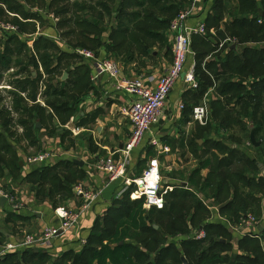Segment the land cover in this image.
<instances>
[{
  "label": "trees",
  "instance_id": "1",
  "mask_svg": "<svg viewBox=\"0 0 264 264\" xmlns=\"http://www.w3.org/2000/svg\"><path fill=\"white\" fill-rule=\"evenodd\" d=\"M60 1L56 0L54 4L57 5L56 3ZM91 1L94 2L95 0ZM162 1L165 0H123V3L120 5V11L124 12V22L118 24L109 43L104 45L108 58L109 56H115L118 61L120 59L124 63H129L130 61H134L136 50L145 48L142 38L163 42V37H159V34L151 30L156 28L153 16L142 17L144 8L146 12L149 8L152 9L151 5H155L154 9H157ZM184 1L175 0L173 9H175L176 14L172 16V19L179 14L177 10L182 8ZM224 1H215L212 8V20L210 21L209 19L206 22L207 27H210L207 34L193 38V50L197 66L196 75L199 87L193 93L192 100L194 110V107L199 105L198 102L204 99L207 92L211 88H215L214 96L209 99L212 114L211 119L215 123V131L225 134L231 130L234 132L233 136H229L233 145L224 143L220 145V143L212 147V144L211 149L216 152L211 153L206 150L205 153L207 155L210 154V157L190 174L187 183L190 188L192 186L196 192L202 193L206 198H208V195L214 198V204L219 207L221 215L229 222L239 223L249 212H252L257 217L259 216L258 218L261 221V205L264 200V172L260 168L259 163L264 165V47L251 48L247 47V45L252 42H264V19H262L261 24L259 23L261 19L259 12L261 10L264 11V0H262L260 7L257 5V0H237V10L233 14L230 13L231 8L228 5H224ZM0 2L9 6L14 5L13 8L10 7L11 10L19 11L21 7L14 0H0ZM108 2L112 3L111 5H115V0H102L98 3L107 15L111 14L110 6L105 4ZM67 7H74L76 10L80 9V11L87 9V5H80L76 2L72 6L68 4L56 10V15L67 12ZM91 12L92 16L96 17V7L92 6ZM224 12L228 13L231 19L229 25H226L227 32L225 33L229 38L236 39L237 43L242 45V50H230L225 58L220 61L213 60L205 63V59L209 53L205 52L204 49L213 48L214 46L217 47L216 49H219V44L215 45L211 41L212 35L210 30L213 29V26L220 25L224 18H226ZM252 14L255 17L249 19ZM1 16L2 12H0ZM101 17L103 18L102 15ZM172 19H168L167 23H160L159 28L165 29L169 27ZM73 21L76 27H72L73 32L67 34L69 36L74 35L75 37L73 41L69 42L70 45L74 49H88L98 54L97 51L103 47V29L99 25L89 23L88 19L84 17H77ZM20 29L23 31L22 26H20ZM220 34L219 31L218 35ZM43 42V40L38 42L36 48L45 71L49 75L45 93L46 104L56 113L70 112L72 108L62 110V107H59L61 103L69 104V101H72L74 105L78 103L76 97L70 93L72 89L70 92L68 91L70 82H59V80L56 82L55 78L60 76L59 69L60 67H64V63L69 65L73 60H79V57L74 54L67 56L59 55V50L51 48L49 46L50 43H47V41H45L46 46L43 48L47 49L48 53H40V47H42ZM196 47L201 50L199 49L196 52ZM50 51H52V54H50ZM214 51H216L215 48L210 53ZM30 52L25 44L19 43L16 40L10 39L4 44L0 40V78H2L1 71L9 69L11 66H17L20 69L11 78L28 74L26 80L12 82L16 89V91L10 93L14 97L13 108L21 115V118L26 115L32 119L39 118L42 121L44 119L42 112L45 108L29 109L25 105L26 101L19 94L20 92L30 90L28 88H31V91H36L38 87L37 83L41 79L40 76L33 77L27 71L29 63H32L34 60L36 64L35 57ZM55 63L56 65L53 66ZM79 70H81L85 77L87 76L88 71L86 67H81ZM30 97L33 101H36L35 93L31 94ZM2 103L3 98L0 97V108H2L0 110V126L8 132V128L12 126L13 122L10 118L11 115H7L8 112H5L2 107ZM19 122L24 126L26 132L29 129L31 133H39L41 130L37 128V123L29 127L28 121L22 119ZM236 127H240L239 134H244V136H235L237 132L234 129ZM251 132L254 134L257 142L261 143L260 146H253ZM248 143L251 151H253L251 157L240 152V149ZM195 146L199 147L198 144H195ZM218 152L223 157L220 156V159L215 163L213 160L216 159ZM16 154L17 152L14 147L7 143L4 131L0 130V166H3V169H0L1 176L5 168L15 171L22 170L19 164L20 161H15L17 158ZM239 163H241L240 167ZM55 168L54 170H36L28 176L44 177L48 183L51 180L50 177L60 171H64L67 174L71 171H74L75 174H81L79 166L72 162H61ZM205 169H210L207 178L202 176V170ZM45 170L47 171L43 175ZM69 178L70 175H67L66 179ZM185 180L182 176V181ZM54 183L62 184V187L60 189L49 187L48 192L44 196L54 201V204L58 203L57 198L65 203L71 198L69 194L72 188L67 187L59 177L54 178ZM55 195H58V197L55 198ZM172 200L193 201L200 214L206 213L208 216L200 223L198 228L199 230L204 228L206 239L202 241L184 239L180 242V250L186 256L189 264H264V247L260 241L261 239L264 241V232L259 234V239L251 236L243 237L238 242L239 253L232 262L230 252L234 248L232 245L233 240L232 238L229 239V237H233V235L229 229L217 223H210L208 220L212 219L211 211L204 206L195 192L181 188L176 189L167 196L166 205L163 210L152 209L151 211H146L143 208V202L132 201L129 194H126L121 200L116 201L115 205L118 207L117 209H113V211L118 210V212L122 211V213L117 214L109 211V214L116 217V219H113L112 229L108 233L106 231L102 233L96 229L100 221V218L97 219L93 232L88 239L89 241L94 239L96 247L88 251L85 260L81 264H137L138 258L148 261L150 259L149 252L160 251L165 254L173 252L172 248L165 246L168 237L161 233V226L157 223L159 229L156 230L148 222V218L154 215L163 217L167 214V217L172 221L184 218L185 214L183 210L179 211L181 216L176 215L171 217L177 207V204L171 205L170 202ZM114 214L117 215L114 216ZM9 216L11 220L18 219L12 213H9ZM107 222L112 223V220H108ZM158 222L161 223L160 220ZM190 230V227H188L186 231H183L184 235L189 234ZM226 235L228 238L224 237ZM133 242L135 244H142L143 250L137 251V247ZM253 244L257 246L249 248ZM181 252L174 253L173 257H176L173 260L174 263L181 264ZM254 252L256 254L259 253V255H255ZM161 253L157 255V261L163 260L164 256ZM22 254L23 259L20 258V254H9L0 261V264H22L29 259L34 261L33 264H43L44 260L50 258L47 254L34 250H27ZM67 256L68 254L66 253L63 260ZM26 257L28 259H25Z\"/></svg>",
  "mask_w": 264,
  "mask_h": 264
},
{
  "label": "crops",
  "instance_id": "2",
  "mask_svg": "<svg viewBox=\"0 0 264 264\" xmlns=\"http://www.w3.org/2000/svg\"><path fill=\"white\" fill-rule=\"evenodd\" d=\"M14 1L21 6L19 8V11L11 10L9 5L0 2V12H2V16L0 17V19L4 16L9 19H14L15 21V22H7L5 20H0V25H11L17 28L16 32H8L0 28V40L2 44H4L6 41L10 39H13L18 41L19 43L27 45V48L31 51L30 52L31 55L34 56L36 60V64L35 61L33 60L32 62L33 64L28 67L27 71H29V73H31L33 77L36 76L41 77L40 81L37 83L38 86L37 90L39 89L38 94L43 88L44 89L47 88L49 75L47 74V71H45L44 65L41 63L40 57L38 56L36 44L38 42H41V40L44 41L42 47H40V53H48V50L43 48L44 46H46L45 41H47V43H50L49 46L51 48L59 50L58 51L59 55L61 54L62 56L73 55V54L77 55L79 57V60H73L69 65L64 63V67H60L59 69L60 76L58 75L59 78L58 77L57 78L59 82L60 81L70 82L69 88L66 86L68 88V91L72 89L73 92L75 88L80 89L83 87L79 97L80 101L77 103L83 109V111L81 112V116L83 117L81 118V121H83L84 123L86 122L90 123L91 125L95 124L97 135H93L92 138L94 142H96L98 145V147L94 149L93 153L89 151H87L86 153L88 155L91 154L94 155L93 161L95 162V164L97 163V161L103 158H109L112 155H115V158H119L120 157L119 152L125 146L130 135L132 134V126L130 121L126 119L121 113L122 110L126 108L130 103L129 96L122 89H120L116 85V83L107 75H102L96 78L95 75L96 72L92 64L89 61H87L84 57L79 56L77 53H75L74 48L70 45L69 42L75 39L74 35L69 36L67 34L73 32L72 27L73 28L76 27V24L74 23L73 20H75L77 17H84L88 19L89 23L93 25H99V27L103 29V36H102L103 47L99 51H97L98 54H96V52L94 51L88 49L86 50L92 52L96 57L108 58L107 50L105 49L104 45L106 43H109L118 24L124 22V18H123L124 12L120 11V5L123 3V0H115V5H111L112 3L109 2L105 3L108 4V6H110L111 8V14L109 15L105 14L101 6L98 5V3L101 2L102 0H95L94 2L91 0H64V1L61 0L60 2L56 3L57 5L54 4L56 0H43L44 4H39V1H33V0L31 1L14 0ZM71 1L74 3L78 2L80 5L85 4L87 5V9L80 11V9L76 10L74 7H70V8L67 7L68 9L67 12L56 15V10L63 8L65 7V5L68 4L72 6L74 3L71 4ZM189 1H190V5L186 6V9H188L193 3V0H189ZM257 1H258L257 5H259L260 7L262 0H257ZM212 3L213 0H209V2L204 6L205 10H203L204 7L200 8L196 13V18L191 19L189 21V25L197 26L198 24L204 23L207 28L206 22L207 20L212 18L211 16L213 14ZM174 5H175V0H165L159 4V7L157 9H154L155 5H151L152 9L149 8V10L146 12L144 8L142 11V17L153 16L152 18L153 21L155 22L154 25H156V28H153L151 30L154 33L159 34V37L162 36L163 41L168 40L171 42L172 38L170 34V26L165 29H160L159 25L160 23H167L168 19H170L172 16L176 14L175 9H173ZM12 6L14 7V5ZM92 6L96 7V15L94 13L96 17L92 16V12H91ZM177 11L178 13H181L183 10L179 9ZM261 12L264 11L261 10L259 12L260 17H261ZM101 15L103 16V18L101 17ZM249 19H253V18L249 17ZM262 19L264 18L261 17L260 20L262 21ZM20 26L23 27V31L20 29ZM27 27L33 28V33H27ZM211 31L215 32V30L213 29L210 30V33ZM220 33H221L220 35H218L217 33H215V35L211 33V35L220 36V42H221L222 40H224L222 38V34L225 35L226 37L228 36L226 35L225 31H220ZM195 37L196 36H194L193 38ZM211 41L215 45L217 44L213 41V39H211ZM220 42L218 44H220ZM237 44L238 43L232 46L224 47V49L225 48L226 49L224 51L225 55L223 58H225V56L228 54L230 50L237 49L241 51L242 47L238 46ZM247 47L261 48L260 46H258V43L255 42L248 44ZM50 54H52V51H50ZM136 60L137 58L135 57L134 61H130L129 63H124L122 61L117 62L122 70V79L143 78L145 80V83H147V85L155 87L158 81L160 80V78L165 73V71L173 63L172 48L166 47V49L163 52V55H159V53L156 52L154 53L153 57H150V59H143L142 62H140V64ZM150 63L152 65H150ZM193 63H196L195 58L191 59V61L188 64V67H190ZM55 65L56 63L53 66ZM81 67H86L88 71L86 77L82 74L81 70H79V68ZM17 68L18 69L15 70L14 67L11 66L9 67V69L1 71L2 78L0 79L2 80H0V86H1L0 91L3 92V90H7L3 88V86L11 87V90L4 91L5 93H3V96L2 97L0 96L1 98L5 97V95H9L12 97L10 93L16 91L12 82L16 80L23 81L27 79V75H28L27 73L11 78L12 75H14L16 72L20 70L19 67ZM7 73L10 75L12 74L10 76V79H13V81L7 83L6 85L5 82L4 83L1 82L4 80V77H6ZM65 74H67V78L63 79ZM42 82H44V84H41ZM40 84L41 86H39ZM86 85H88L87 86L88 88H85ZM28 89L30 90H27L25 92H20L19 93L20 96L27 103L30 104L32 102L37 103L38 94L36 95V101H33L30 97L31 88ZM195 90L196 89H193L189 84L186 83L184 78H182L179 84L173 89L167 101L163 119L160 123V126L157 129V134L160 137L162 145L169 147L170 153L158 155L155 149L150 147L146 143L147 141L145 140L143 145H141L138 149H136L131 156L130 166L128 171L129 178L136 179L137 177H140L143 170L147 167L148 162L151 159L158 158L161 163L162 180H163L162 182L165 187L167 186L175 187V189L172 191L174 192L176 189L180 187V185H188L187 181L189 180L190 175L187 177L185 172L188 169H185V167H186V162L192 161V157L194 156L193 155L194 152L191 151L190 149L191 145H189L188 139L190 133H192L193 131V123H195L193 121V100H192L193 93H195ZM214 92H215V88L213 87L207 92L202 103H200L198 106L202 105L204 101H206V103L210 107L209 99H211L214 96ZM12 98L14 101V97ZM43 98H44L45 106L41 104L40 106L45 108V110H48L46 111L47 114H54V111L51 108H49L46 104L45 93H43ZM4 100L5 99L3 98L2 106L4 105ZM16 114H17L16 119H14L13 117L11 118H13L12 122L17 126V129L15 127L16 132L21 134L24 133L25 129L24 126H22L19 122L21 120V115L19 113ZM18 126L23 128V132L18 131ZM88 126L89 125L83 126L81 129L78 128L77 131H74L75 129L72 123H69V125H67L66 128L75 135H80L82 132L85 133L89 132L87 129ZM37 127L41 128L40 130L41 133L44 131V128H42L41 124H38ZM240 135L244 136V134H240ZM49 138H46L45 142H41V140L39 139V142H41L42 146H46V144H50V146L45 149V152H50V150L52 149L51 148L52 141ZM98 140L100 142H98ZM25 141L28 142L30 140L27 139ZM197 144L199 145V147L197 146L196 149L200 151L201 155H203V153H205L206 150H208L211 153L216 152L215 150L211 149V147L206 148L205 141L203 139H198ZM14 149L17 152V154L21 153L18 145L15 146ZM240 152L243 154H247V156L251 157L253 151H251L250 145L245 144V146L240 149ZM208 157H210V154L208 155ZM75 161L83 163V166L76 164L79 166L80 168L79 170L81 174H83V179L81 180V182H79V184L92 190H101L106 187L107 185L106 176L102 172H99L96 168L93 170L90 167V163H87V161L84 160L69 158L65 160L61 159L59 161H56L55 157L53 156V158L50 159L48 163H44V164L29 165L27 163V160H26V164L24 160L19 164L20 167L22 168L21 172L24 170L25 167H28L31 170L28 171L27 173L30 174L36 170L51 168L54 165L57 166L61 162L74 163ZM240 164L241 163H239L238 165L240 166ZM259 166L264 172V165L262 163H259ZM166 170H168L169 172L168 176H170L174 172L176 174L178 173V175L181 178L183 176L186 180L166 182L163 179V175ZM195 170L196 169H194L193 172ZM209 173H210V169L202 170V176L204 178H207ZM120 186L121 183H116L106 188L103 197L93 207H91L86 213L82 215L78 227L72 228L69 231V233L57 239L52 251L50 253H45V254H47L51 258L59 254L63 255L69 250H75L85 245L88 239L90 238L91 233L93 232L97 219L99 218L101 219L104 216H107L109 211H111L113 206L116 204V201H118L116 199V193ZM191 189L193 192H195V194L204 204V206L209 211H211L212 219L210 220V223L213 222L224 226L225 228L229 229V231L233 235L234 239L232 241V245L234 249L232 251L233 255L230 254V257L235 258L239 253V249H238V243L236 245L234 243L239 242L243 238V235H241V232H237V230H233V227H235V223L229 222L226 218H224V216L221 215L219 207L214 204L215 203L214 198L210 197V195H208V198H206L202 193L196 192L192 186ZM72 191H73V196H72L73 198H71L66 203L68 204V206L65 207L69 209H77L81 205L82 201L81 199H78L75 196L74 189H72ZM2 198L3 197H1L0 195V199ZM11 208L12 206L8 201H6L4 205L0 204V221L3 227L0 229V245L19 242L22 240V238L25 235L39 234L47 226L57 227L59 225V220L55 216L56 209L52 210V212L49 213L48 211L28 212L26 211L25 208L24 211L17 213L16 211H11ZM212 208H215L217 211H212ZM261 211H262L261 221H259V224L255 228V232H254L255 234H258V236L259 234H261V232H264V200L261 205ZM9 213H12L15 217H18V219L11 220ZM16 223H19L18 233L17 232L15 233V230H13V232L12 230L10 231L5 230L8 227H14V224ZM30 227L31 229H29ZM155 227H157V229ZM154 228L158 230L159 226L154 225ZM235 238L237 239V241ZM190 239H193V236L190 237ZM133 244L135 245V242H133ZM23 252H17L11 254L22 255Z\"/></svg>",
  "mask_w": 264,
  "mask_h": 264
},
{
  "label": "rangeland",
  "instance_id": "3",
  "mask_svg": "<svg viewBox=\"0 0 264 264\" xmlns=\"http://www.w3.org/2000/svg\"><path fill=\"white\" fill-rule=\"evenodd\" d=\"M215 1L216 0H213L212 8H213ZM208 2H209V0H206L203 7ZM73 3L74 2L71 1V4H73ZM39 4H44V1L43 0L39 1ZM189 5H190V1L185 0L181 10H183V11L186 10V6H189ZM224 5H228L231 8L230 13L233 14L237 10L236 8H237L238 4H237V0H225ZM9 7H13V6L11 5ZM203 10H205V7ZM224 14H225L226 18H224V20L220 23V25L213 26V30H215V33H217V34L219 31L227 32L226 25H229V23L231 22L230 15L228 13H225V12H224ZM250 17L253 18L255 16H253V14H252ZM171 19H172V17L170 18V20ZM174 19H172V22L174 21ZM0 20H5L7 22H15L14 19H9V18L4 17V16ZM211 20H212V18H210V21ZM171 23H170V25H171ZM208 29H210V27L209 28L207 27V32H208ZM166 32H168V31H166ZM27 33H33V28L27 27ZM142 39L145 43V48H141V49L136 50V54H135L136 58H137L136 61L139 64H140V62H142L143 59H150V57H153L154 53H156V52H158L159 55H163V52L166 49V47L172 48V46H173V42H172L171 38H170L171 42L168 40H164L163 42H161V41L147 40L144 38H142ZM212 39L215 43L220 42V37L218 35L212 36ZM238 46L242 47V45H240V44H238ZM258 46L264 47V42H262V43L258 42ZM213 48H215L216 51L210 53V51ZM213 48L209 47V48L204 49L205 52L209 53L205 59V63H208V62L213 61V60L220 61L221 59H223V57L225 55L224 54L225 49L224 48L216 49L217 48L216 46H214ZM199 49L200 48L196 47L195 48L196 52ZM79 50H86V49H83V48L82 49L81 48L74 49V52L77 53V51H79ZM86 51H88V50H86ZM109 58H111L113 61L121 62V60L119 59V61H118L115 56L114 57L109 56ZM150 61H152V60H150ZM41 63H43V62H41ZM151 63H150V65L153 64V63L152 64ZM32 64L33 63H29V66H31ZM73 64H76V63H73ZM13 67L15 70L18 69L17 66H13ZM147 71H148V69H147ZM11 75L7 73L6 77H4V80L1 83L5 82V84L7 85V83H10L11 81H13V79H10ZM58 78L57 77L55 78L56 82L58 81ZM0 80H2V79H0ZM41 84H44V82H42ZM41 84L39 86H41ZM82 89H83V87L80 89L75 88L73 90V92H70L71 90H69L71 95L76 97L77 102L80 101L79 97H80V94L82 92ZM4 91H7V90H3V92L0 91L1 97L3 96V93H5ZM38 92H39V89L36 92L32 90L31 94L35 93L37 95ZM41 92L46 93V89L43 88L41 90ZM202 101H203V99H201L200 102H198V100H197L198 104L202 103ZM194 103H196V102H194ZM25 105H27V107L29 109H35V108L41 107L40 104H37L36 102H32L31 104L25 102ZM59 107H62V110L68 109V108H72V110L70 112L69 111L63 112V113L54 112V114H47L46 111H48V110H45L43 108L44 110L42 109L43 110L42 117H44V119L42 121L39 120V118L32 119L30 117H27L26 115L23 116V118H21V120L24 119V120L28 121L29 127H31L35 123H37V125L42 123L41 126H42V128H44V131L42 133L41 132L31 133V132H29V129H28L27 132L25 130L24 133L19 134L15 130V127L17 129V126L14 123H12V126H10L8 128V132L5 128H1V126H0V130L4 131V137L7 140V143L11 144L13 147H15L17 145L19 146L21 153L16 154L17 158L15 159V161L19 160L20 162H22L24 160L25 164H26V160L29 157H33V156L45 153V149L47 147H49L50 144H46V146H42L41 142H45V139L50 137L49 139L52 141V147H51L52 149L50 150V152H51L50 154H53L56 161H59L61 159L65 160V159H69V158L84 160V161H87V163H90V167L94 170L95 169V162L93 161L94 155L93 154L88 155L86 152L89 151V152L93 153L94 149L98 147L97 143L94 142V140L92 138L93 135H97L95 124L91 125L90 123H87V122L84 123L83 121H81V118H83L81 116V112L83 111V109L78 104L74 105V103L72 101H69V104L61 103ZM1 109L2 108H0V110ZM4 110H5V108H4ZM208 111H209V117H208L207 124L205 126H201L198 123H193V131L189 135L188 143H189V145H191L190 149H191V151L194 152V154H193L194 156L192 157V161L186 162L185 169L189 170V171L186 170V172H185L187 177L190 175V173L193 172L194 169H198L205 162V160L208 157L207 153H203V155H201L200 151H198L196 149L195 144H197L198 139H203L205 141L206 148L211 147L212 144H213L212 147H214V145L216 146L217 144H220V143H221L220 145H222V143L228 144V145H233L229 136L230 135L233 136L234 132L231 130L229 133H227L228 134L227 135L225 133H219V132L215 131V123L211 119V117H212L211 106L208 108ZM5 112H6V110H5ZM7 112H8L7 115H9V114L12 115L10 111L7 110ZM11 119H13V118H11ZM72 119H73V121H72ZM69 123H72L75 131H77L78 128L81 129L83 126L89 125L87 128L89 132H86V133L82 132L80 135H75L71 131L67 130L66 126L69 125ZM38 129H41V128H38ZM234 130H235V132H237V133H235L236 134L235 136L240 135L239 134L240 127H236ZM210 138H212V139H210ZM27 139H29L30 141H28V142L25 141ZM39 139L41 140V142H39ZM35 142H37V143L34 144ZM98 142H100V141L98 140ZM248 145H249V143H248ZM24 155H25V157H24ZM26 156H28V157H26ZM220 156L223 157V155H221L218 152L216 159H214L213 161L215 163H217V161L220 159ZM2 157H4V156H2ZM12 161H14V160H12ZM55 167H57V166L54 165L53 167L47 168V169L54 170ZM0 169H3L2 165L0 166ZM30 170L31 169L28 167H25L22 172L11 170L10 168H5L4 172L2 173V176L0 174V192L7 195L10 199H13V201H9L10 205L12 206L11 211H16L17 213H20V212L24 211V209L26 208V211H28V212L29 211H37V212L48 211L49 213H51L52 210H55L56 208L68 206V204H66V203L71 198H73L72 197L73 191H70L69 195L71 196V198H69V200L66 201L65 203H63V201L61 199L57 198L58 195H55V198L58 199L57 204H54V201H52L51 199L46 198L44 196V194L46 192H48L49 187L50 188L54 187L55 189H60L62 187V184L54 183V178H56V177L61 178L62 181L65 183V185L69 188H72V189L74 188V186L78 185L79 182H81V180L83 179V174H80V175L75 174L74 171H71L67 174L64 171H60V172L54 173V175L50 177L51 180L47 183V179H45L44 177H40V176L29 177L28 176L29 173H27V172ZM46 171L47 170H45L43 172V175H44V173H46ZM168 173H169L168 170H166L164 172V175H163L164 181L174 182V181L182 180V178L178 175V173L176 174L173 172L170 176H168ZM67 175H70L69 179H66ZM62 193H65V192H62ZM170 203H171V205L177 204L176 210L172 214L171 217H174L176 215L181 216L179 211L183 210L185 217H187V218L185 219V217H184L182 219H178L177 221H172L167 217V214H165L163 217L158 216V215H154V216H151L150 218H148V222L150 223V225H153V226L154 225L158 226L157 223L161 226V233H163L166 237H168L165 246L172 248L171 250L173 252H168L166 254L161 253L160 251L149 252L150 259L148 261H146V259L140 260V258H138L137 264H146V263H148V264H176L173 262V260L176 257H173V256L175 255L174 253L181 252V250H180L181 249V245H180L181 243L180 242L184 239H190V237H192L193 235H196L198 233V230H199L198 228L200 226V223H202V221H204L208 217L206 215V213L200 214V212L197 210L196 205H195V203H193V201H190V200H188V201H185V200L173 201L172 200ZM15 207H18V210H14ZM117 207H118L117 205H114L111 211H113V209H117ZM120 210H122V208H120ZM212 211H217V210L214 209ZM109 213L107 216H104L103 218H101L100 221L98 222L97 226H96V229L98 231H101L102 233H105V231L107 233L110 232L112 229L113 219H116V217L111 216ZM111 213L121 214L122 211L118 212V210H115ZM117 214H114V216ZM249 214H253V213L249 212ZM253 215H255V214H253ZM258 217H257V219H259ZM108 220H112V223H108L107 222ZM159 220L161 221V223L158 222ZM210 220H208V221H210ZM259 221H260V219H259ZM18 224L19 223H16V224H14V227H8L5 230L6 231L12 230V232H13V230H15V233L16 232L18 233L19 232V225ZM238 226H239V223H235V227H238ZM188 227H190V229H191L190 233L184 235L183 231H186L188 229ZM1 228H3V227H2V223L0 221V229ZM29 229H31V227ZM238 231L239 230L237 228V232ZM253 232H255V229H250L248 231V233H250V235H253L255 238L259 239V237L257 235H254ZM106 234H104V235H106ZM224 237L228 238L227 235ZM231 238L233 240L232 236L229 237V239H231ZM94 241H95L94 239L91 241L88 240L87 243L85 245L81 246L80 248H77L75 250H69L68 252H66L68 254V256L64 260H63V257L66 253L63 255L59 254L57 256H53L51 258H48V259L44 260L43 264H61V263L62 264L63 263L64 264H81L85 260V256L88 253V251L90 249H94L96 247V244L94 243ZM236 241H237V239H236ZM260 241H261V245L264 247L263 239H261ZM237 243L238 242H235L234 244L236 245ZM135 245L137 247L136 248L137 251L140 252L143 250L142 244H135ZM251 246L252 247H249V248H253L257 245L253 244ZM159 253H161V255L164 256L163 260L161 259V261H157V255ZM230 253H231V255H233L232 252H230ZM254 254L257 256L259 255V253L256 254V252H254ZM140 255H144V254H140ZM180 255L182 257L181 258L182 259L181 264H183V258H185V260L187 261V264H189L186 256L182 252ZM20 258L23 259V254L20 255ZM25 259H28V257H26ZM234 259H235L234 257L231 258L232 262L234 261ZM27 261L23 262L22 264H33L34 263V261L32 259H29Z\"/></svg>",
  "mask_w": 264,
  "mask_h": 264
},
{
  "label": "built area",
  "instance_id": "4",
  "mask_svg": "<svg viewBox=\"0 0 264 264\" xmlns=\"http://www.w3.org/2000/svg\"><path fill=\"white\" fill-rule=\"evenodd\" d=\"M205 1L193 0L192 5L179 13L171 23L170 34L173 42V63L165 71L155 87L147 85L143 78L122 79L120 65L110 58L96 57L92 52L86 50L77 51L78 55L84 57L92 64L96 72V78L107 75L129 96L130 103L121 113L130 121L132 134L119 152V158H115V155H112L109 158L97 161L95 164V168L107 178L105 188L92 190L81 184L76 185L74 193L78 199H81V205L77 209H69L67 207L57 208L55 210V216L59 220L57 227L47 226L39 234L25 235L19 242L0 245V261L11 253L26 250L50 253L54 248L56 240L69 233L72 228L78 227L82 215L103 197L106 188L112 184L121 183L116 193L117 200H121L126 194H129L132 201H142L143 207L147 211L152 209L163 210L165 208L167 195L175 187H165L163 185L160 160L158 158L151 159L141 176L136 179H131L128 176L130 160L132 154L143 145L145 140L150 147L155 149L158 155L170 153V148L162 145L160 137L157 134V129L163 119L169 96L180 80L184 78L186 83L193 89H198L199 87L196 75V63H193L190 67H188V64L191 59L195 58L193 37L205 36L207 28L204 23L190 26L189 21L196 18V13L203 7ZM259 23L261 24L262 21L260 20ZM0 28L8 32L17 31V28L11 25H0ZM211 33L215 35L214 31H211ZM236 43V39L227 37L226 40L220 42L218 48L232 46ZM3 88L11 90L9 86H3ZM4 99V108L10 111L12 117L16 119L17 114L13 108V98L5 95ZM37 103L45 106L41 91L37 96ZM208 108L209 106L206 101L202 105L195 107L193 110V121L205 126L209 117ZM18 131L23 132V128L18 126ZM50 153L45 152L29 157L27 163L29 165L48 163L53 158V155ZM180 188L192 191L188 185H180L178 189ZM0 195L6 198L8 202L13 201V199H10L2 192H0ZM214 209L212 208V210ZM14 210H18V207H15ZM258 224L259 220L257 217L253 214H248L241 220L238 227H233V230H237L238 228V232H241L243 237H254L248 231L255 229ZM253 234L257 235L254 232ZM193 239L196 241L206 239L205 230H199L196 235H193Z\"/></svg>",
  "mask_w": 264,
  "mask_h": 264
},
{
  "label": "water",
  "instance_id": "5",
  "mask_svg": "<svg viewBox=\"0 0 264 264\" xmlns=\"http://www.w3.org/2000/svg\"><path fill=\"white\" fill-rule=\"evenodd\" d=\"M261 17L264 18V12H261ZM222 38H223L224 40L227 39V37H226L225 35H223V34H222ZM234 48H235V47H234ZM66 78H67V74L64 75V78H63V79H66ZM251 142H252V144H253L254 146H259V145H260L259 142H258V143L256 142L253 133L251 134ZM74 163H75V164H78V165H80V166H83V163H82V162L75 161ZM6 201H7V200H6L5 198H2V199H0V204H1V205H4V203H5ZM155 228L157 229V227H155ZM183 263H184V264H187V261L185 260V258H183Z\"/></svg>",
  "mask_w": 264,
  "mask_h": 264
}]
</instances>
